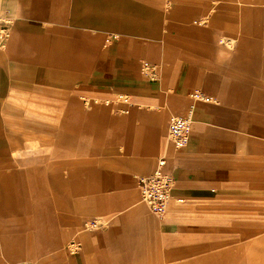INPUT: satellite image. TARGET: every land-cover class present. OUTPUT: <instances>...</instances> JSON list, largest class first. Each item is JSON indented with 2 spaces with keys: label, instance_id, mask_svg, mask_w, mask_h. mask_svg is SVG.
<instances>
[{
  "label": "crops",
  "instance_id": "1",
  "mask_svg": "<svg viewBox=\"0 0 264 264\" xmlns=\"http://www.w3.org/2000/svg\"><path fill=\"white\" fill-rule=\"evenodd\" d=\"M169 1L163 12L161 0H0V13L13 19L0 51V107L55 108L23 115L19 134L1 126L0 115V264L22 259L16 238L31 239L32 228L39 251L83 242L78 258L55 253L48 264H120L115 256L135 251L134 233L143 229L138 179L159 158L175 179L164 217L178 229L194 200L264 159L257 148L264 146V0ZM111 34L117 38L106 43ZM143 61L158 66L155 81L143 75ZM81 96L112 103L85 111ZM172 115L191 118L181 148L167 137ZM49 140L55 160L47 151L45 164L11 156L12 143L25 150ZM49 172L57 188L68 173L71 216L25 208L19 187L30 198L48 187ZM84 218L92 230L78 237Z\"/></svg>",
  "mask_w": 264,
  "mask_h": 264
},
{
  "label": "rangeland",
  "instance_id": "2",
  "mask_svg": "<svg viewBox=\"0 0 264 264\" xmlns=\"http://www.w3.org/2000/svg\"><path fill=\"white\" fill-rule=\"evenodd\" d=\"M151 2V0H150ZM171 2L169 0H161V10L166 12L169 10ZM7 14V13H6ZM9 14V13H8ZM11 15V14H10ZM12 18V15L10 16ZM117 38L115 34L107 35L106 43ZM146 66L156 68V78H152L148 73ZM143 75L150 81H155L158 77V66L149 61H143L141 65ZM10 81V80H9ZM8 81V82H9ZM13 94V93H12ZM8 95V93L6 94ZM15 95V94H13ZM120 95L116 97V101H120ZM128 97V96H127ZM129 98V97H128ZM83 110L87 111L93 107L94 103L110 105L112 99L98 97L87 98L80 97ZM15 103L11 105L3 104L0 107L1 126L7 131L21 133L24 130L23 115L35 116L37 114L48 112L55 114V108H29L23 107L22 104ZM115 114L125 113L121 109L112 107ZM6 117L7 122H3ZM38 142V140L33 139ZM32 140V141H33ZM44 141V145H46ZM46 146H38L23 149L22 145L17 142L14 149L12 143L11 156L16 159V163L41 162L44 152H48V162L55 160L53 157V149L56 147L55 142L49 140ZM257 148L264 150V146L257 145ZM31 154V155H29ZM42 154V155H41ZM26 155V156H25ZM43 159V158H42ZM256 169L250 173H240L239 175L225 177L221 179L217 186L205 197L198 198L191 203L188 211H184L185 218L181 228H173L171 223L166 220L167 217H159L151 212L149 207L142 202L144 206L143 229L139 231L138 236L135 235L136 242L132 244L135 251H127L115 256L118 257L120 264H182L185 261L196 260L193 264H264V159L257 157ZM48 174V187L33 189L32 197H24V186L19 187L22 192V200L25 201V208L29 206L30 212L36 209L52 213V217L58 214L65 217L70 215V202L72 189L67 182L68 173L64 174L63 187H56L54 181L55 172ZM63 200L62 203H55L57 200ZM24 197V198H23ZM32 199V203H31ZM27 202V203H26ZM184 202L178 205H187ZM170 207L167 209L169 212ZM26 211V209H24ZM45 212V211H44ZM29 214V213H28ZM31 215V214H29ZM168 215V214H167ZM32 221L35 216L32 214ZM91 223L86 218L82 219L78 228V237L92 230ZM19 230V229H18ZM23 233V230L16 234ZM35 229H31L32 238L26 239L22 237L16 238V248H22V259L16 260L15 264H48L55 261L53 254L61 253L67 257L78 258L83 247L80 239V251L72 252L70 245L68 249H64L60 245L56 251L46 252L39 251L44 248L40 239V235L34 234ZM75 233V232H74ZM70 233L63 242L66 244L74 235ZM30 241V242H29ZM30 243V245H29ZM29 248L31 250H29ZM2 252H0V257ZM114 256V255H113ZM198 260V262H197ZM113 262V261H112Z\"/></svg>",
  "mask_w": 264,
  "mask_h": 264
},
{
  "label": "built area",
  "instance_id": "3",
  "mask_svg": "<svg viewBox=\"0 0 264 264\" xmlns=\"http://www.w3.org/2000/svg\"><path fill=\"white\" fill-rule=\"evenodd\" d=\"M13 19L7 13H0V51L7 46L10 37V26ZM146 71L156 78V68L146 66ZM120 101L130 103L127 96L120 95ZM191 125V118L188 115H172L169 119L167 137L171 144L176 148H181L186 144ZM166 158L161 157L157 161V166L149 175L139 177L138 186L140 189L141 201L145 203L151 212L159 217H164L167 213L169 202L173 197L175 179L165 169ZM183 197H177V202H184ZM92 226L91 223H89ZM70 248L73 252L79 251L80 242L72 241Z\"/></svg>",
  "mask_w": 264,
  "mask_h": 264
},
{
  "label": "bare ground",
  "instance_id": "4",
  "mask_svg": "<svg viewBox=\"0 0 264 264\" xmlns=\"http://www.w3.org/2000/svg\"><path fill=\"white\" fill-rule=\"evenodd\" d=\"M73 252V251H72Z\"/></svg>",
  "mask_w": 264,
  "mask_h": 264
}]
</instances>
